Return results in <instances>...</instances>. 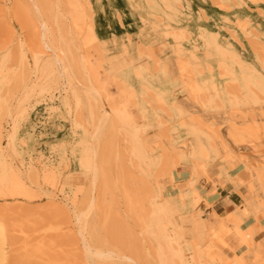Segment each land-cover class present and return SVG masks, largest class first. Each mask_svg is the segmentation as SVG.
<instances>
[{
  "label": "rangeland",
  "instance_id": "374dc122",
  "mask_svg": "<svg viewBox=\"0 0 264 264\" xmlns=\"http://www.w3.org/2000/svg\"><path fill=\"white\" fill-rule=\"evenodd\" d=\"M39 2L0 0V264H264V0Z\"/></svg>",
  "mask_w": 264,
  "mask_h": 264
},
{
  "label": "bare ground",
  "instance_id": "6f19581e",
  "mask_svg": "<svg viewBox=\"0 0 264 264\" xmlns=\"http://www.w3.org/2000/svg\"><path fill=\"white\" fill-rule=\"evenodd\" d=\"M40 1V2H39ZM38 2H39V4L40 5H42V3H41V0H38ZM44 6H45V4H43V7H41L42 8V10H40V6H37L38 7V10L39 11H43V9H44ZM46 7V6H45ZM41 14V13H40ZM43 15V14H42ZM43 27V26H42ZM44 29L46 28V26L44 25V27H43ZM44 29H43V32H44ZM48 32V31H47ZM50 32V31H49ZM43 39H44V41H45V46L46 47H49V44H48V42L46 41V39H47V35H46V33L44 32L43 33ZM49 36V35H48ZM51 46V45H50ZM45 47V48H46ZM50 49H52V48H50ZM63 50V49H62ZM55 51V50H54ZM59 51H61V50H59ZM60 53V52H59ZM63 53V52H62ZM54 54V53H53ZM53 54H52V56H53ZM57 54H58V51H57ZM57 54H55V56H56V59L57 60H59V58H60V55L62 56L63 54H59V56L57 55ZM64 54H65V50H64ZM66 55V54H65ZM65 55H63L64 57H65ZM66 57H67V55H66ZM65 57V58H66ZM53 58V57H52ZM86 59V58H85ZM55 61V60H54ZM85 61V60H84ZM84 61L82 62L83 64H85L84 63ZM87 61H89V60H87ZM86 65V64H85ZM89 65L91 66V63L89 62ZM89 65H86V66H88L89 67ZM84 67V65H83V67L84 68H86V70H88V69H90V68H88V67ZM88 68V69H87ZM85 70V69H84ZM85 70V71H86ZM84 71V72H85ZM88 71H91V70H88ZM90 73V72H89ZM88 73V74H89ZM86 74V73H85ZM87 74V75H88ZM93 74V73H92ZM86 75V76H87ZM95 75V74H94ZM89 76H91V77H93V75H91V74H89ZM93 79V78H92ZM90 83V82H89ZM95 83V82H94ZM98 84V83H97ZM96 84V85H97ZM92 85H93V83H92ZM95 85V84H94ZM94 85H93V87H94ZM99 85V84H98ZM100 86V85H99ZM100 89H101V87H100ZM99 89V90H100ZM94 90L96 91V88H94ZM98 90V89H97ZM98 92H100V91H98ZM97 92V93H98ZM102 94V93H101ZM105 94V93H104ZM100 95V94H99ZM101 97L103 96V94L102 95H100ZM98 97V96H97ZM107 110V109H106ZM105 110V111H106ZM104 111V110H103ZM104 114V113H103ZM105 116H106V114H104ZM103 115V116H104ZM102 120H101V126H99L98 128H96V130H95V132H94V134H93V136H92V142H93V144H94V148L92 149L93 150V159L92 160H94V162L96 161V163L95 164H93V165H97V166H94L95 167V170H94V175H93V177H91L92 179V181H91V189H89V190H91L90 192L91 193H93L95 190H96V188L98 187V185L99 184H101V185H103V187L104 188H109L110 187V185H109V183H108V178L106 177V173L107 172H103L102 170V172L103 173H105V174H103L102 172H99L100 171V169H99V166L98 165H100L101 163H103L102 161V159H103V156H104V153H103V151H100V149H102L101 147H102V144H101V138H102V136H103V134L105 133V128H106V126L109 124L108 122L110 121L109 120V117H108V115L106 116V117H102L101 118ZM108 123V124H107ZM201 123V122H200ZM100 125V124H99ZM0 139H1V126H0ZM103 150V149H102ZM100 152H102V153H100ZM105 152V151H104ZM166 152V151H165ZM167 154V153H166ZM107 155V154H106ZM104 158H106V157H104ZM153 158V157H152ZM87 161V160H86ZM83 162V161H82ZM89 162V161H88ZM91 162V161H90ZM104 162H105V159H104ZM2 163V162H1ZM84 163H86V162H84ZM106 163V162H105ZM104 164V163H103ZM89 165V164H88ZM92 165V164H91ZM102 165V164H101ZM100 165V166H101ZM90 166V165H89ZM103 167V166H102ZM90 168H91V166H90ZM103 169V168H102ZM102 173V174H101ZM17 175V174H16ZM48 177H50L51 178V176H53V173H50V174H48L47 175ZM13 177H15V176H13ZM17 177H18V175H17ZM20 178V180H21V178L22 177H19ZM107 178V179H106ZM25 179V178H24ZM54 179V178H53ZM51 180H52V178H51ZM52 181H54V180H52ZM102 181V182H101ZM23 182V183H22ZM101 182V183H100ZM24 184H26V181L24 182V180L23 181H21V182H18V185H17V187L18 188H20V190L24 187ZM14 188H15V186H14ZM16 189V188H15ZM27 190V189H26ZM18 193V192H17ZM95 202H96V199L95 198H92L91 200H90V202L88 203V205H87V208H85L84 209V211L82 212V213H80L79 215H78V217H76V218H78V221L80 222V223H83L85 220V217L84 216H86V215H84L86 212L85 211H87V210H90L93 206H95ZM229 214H231V213H227L226 215H229ZM229 216H232L233 217V214H231V215H229ZM84 217V218H83ZM230 218V217H229ZM219 219V218H218ZM228 219V218H227ZM238 218L236 217V216H234V220H233V222H235V221H237L238 223H239V219L237 220ZM224 220V219H223ZM222 220V221H223ZM77 221V222H78ZM87 221V220H86ZM85 221V222H86ZM227 222V221H226ZM113 223V222H112ZM116 223V222H115ZM115 223H113V224H111L110 225V227L108 228L109 229V234H110V236H113L114 235V230H115V232L117 231L116 229H113V227L115 228ZM223 223V222H222ZM78 224V223H77ZM84 224V223H83ZM88 224V223H87ZM117 224V223H116ZM80 227V226H79ZM84 227V226H83ZM117 227V226H116ZM82 228V227H81ZM81 228L79 229V230H81ZM84 229V228H83ZM107 229V228H106ZM113 230V231H112ZM82 231V230H81ZM111 232H113V234H111ZM93 235V234H92ZM115 236V235H114ZM93 237V236H92ZM114 240V239H113ZM93 241H94V239H93ZM94 242H96L97 243V240L96 241H94ZM91 243V242H90ZM88 251H87V257L90 259V260H92V261H94L95 262V259H96V261L98 262V261H100L102 258H104V257H106V259L109 257L110 259L112 258V256H113V252H109V254L108 255H106V253H104L103 254V251H102V253L100 252V251H98L97 249L95 250L94 248V250L93 249H91L90 248V246L88 245ZM127 258V257H126ZM131 261H133L132 260V258H129ZM93 262V263H94ZM112 262V261H111ZM92 263V262H91ZM121 263H123V262H117V263H113V264H121ZM134 263V262H133ZM104 264V263H103ZM106 264V263H105ZM137 264V263H136Z\"/></svg>",
  "mask_w": 264,
  "mask_h": 264
},
{
  "label": "crops",
  "instance_id": "0c3cea01",
  "mask_svg": "<svg viewBox=\"0 0 264 264\" xmlns=\"http://www.w3.org/2000/svg\"><path fill=\"white\" fill-rule=\"evenodd\" d=\"M223 200L225 201L224 203L222 202L221 203V205L222 204H225V206H224V208H225V211H230V209H234V206H238L237 204H236V202L232 199V197L231 196H225L224 198H223ZM238 217V216H237Z\"/></svg>",
  "mask_w": 264,
  "mask_h": 264
}]
</instances>
